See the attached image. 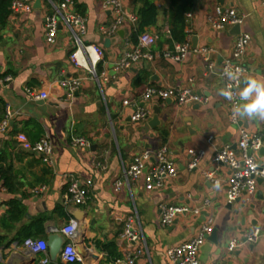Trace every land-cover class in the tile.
Here are the masks:
<instances>
[{
    "label": "crops",
    "instance_id": "0c3cea01",
    "mask_svg": "<svg viewBox=\"0 0 264 264\" xmlns=\"http://www.w3.org/2000/svg\"><path fill=\"white\" fill-rule=\"evenodd\" d=\"M62 1L34 0L30 12L9 14L6 25L0 28V102L5 105L7 119L5 129L0 130V177L7 171L13 187V191H0V237L4 241L0 264H40L43 254L29 255L25 238L48 242L54 231L61 234L70 219L79 224L73 241L82 257L79 264H127L126 254L138 247L143 252L136 264H173L167 249L196 234L208 217L216 229V242L205 238L199 264H264V180H257L253 195L243 192L229 203V169L212 161L224 146L238 151L242 129L258 135L264 148V121L232 119L228 101L219 95L224 87L220 73L224 62L232 58L239 33L233 26L215 30L207 23V15L217 5L233 7L243 17L241 31L251 36L244 57L248 69L242 78L244 87L246 77L264 78V0H194L185 29L190 50L181 62L164 54L174 47L167 33L170 0H153L156 23L145 30L156 38L150 48L153 59H141L120 70L115 68L117 61L136 46L139 34L133 36L136 25L128 16L135 15L140 3L121 0L124 19L116 34L108 36L100 28L108 27L115 15L103 9V0H72L73 12L84 19L81 40L103 50L102 70L95 78L71 62L76 39L65 24L60 23L55 43L45 41V18ZM194 38L196 48L213 49L211 70L204 56L192 48ZM63 78L82 79L73 95L68 96L58 85ZM147 86L188 87L205 101L177 107L172 99L153 97L146 103L152 109L149 119L135 122L131 119L135 105L130 103L138 101ZM27 89L44 91L47 97L33 98ZM125 100L130 103L124 104ZM155 107L159 109V124L152 128L148 122ZM19 133L32 142L47 137L52 145L50 162L22 149L16 140ZM75 137L88 139L89 146L73 145ZM162 145H167L168 156L177 167L176 177L165 178L154 190H146L143 177L136 181L126 178L125 170L135 155ZM189 149L204 151L194 169L188 167ZM255 157L264 166V154L258 151ZM205 171L213 173L219 187L205 178ZM74 180H91L83 204H76L68 191ZM118 182L121 185L116 189ZM14 198L24 209L19 220L10 221L6 215ZM206 200L209 204L198 217L187 214L170 226L161 225V206L194 208ZM128 216L134 217L139 235L136 242L122 236ZM253 230L257 231L256 240L243 242ZM231 239L239 241L233 254L227 248ZM105 245H110V254ZM57 264L73 263L58 257Z\"/></svg>",
    "mask_w": 264,
    "mask_h": 264
},
{
    "label": "built area",
    "instance_id": "2783aa9c",
    "mask_svg": "<svg viewBox=\"0 0 264 264\" xmlns=\"http://www.w3.org/2000/svg\"><path fill=\"white\" fill-rule=\"evenodd\" d=\"M34 0H12L10 5V15L14 16L24 12H30ZM73 1L63 0L60 5L51 14L45 18V41L48 44H53L56 41L60 23L65 24L72 31L76 46L70 53V59L73 65L80 71L88 73L92 78L97 77V65L102 60L103 50L99 45L85 44L80 38V34L85 33V24L82 16L76 14L72 10ZM103 9H109L114 13V21L108 27H101L100 31L108 36L115 35L122 23L125 12L121 0H103L101 3ZM191 16V13H186V19ZM128 18L135 25L137 21L136 15H129ZM243 22V17L233 7H224L217 5L212 12L207 15V23L215 30H224L227 27L240 25ZM169 34V31H167ZM156 38L147 32H142L137 37L136 46L124 52L123 56L117 61L116 70L128 69L132 64L141 59L151 60L153 55L150 48L155 44ZM251 42V36L247 32H240L232 51V58L225 61L222 65L220 75L223 78L224 87L230 86L233 91V99L227 100L233 112V106L239 104V90L242 87V78L248 72L244 64V57L247 53ZM190 50L189 42L186 40L181 44H174L170 51H166L165 56L174 62H181L185 59ZM195 52L204 56L207 61V68H213V61L210 59L212 48L200 47L195 48ZM225 68L232 71L240 69L237 73L240 81H231L224 75ZM82 82L81 78L60 79L58 85L63 87L68 96L73 95ZM223 87V88H224ZM27 93L37 99H45L47 93L44 91H35L27 89ZM156 97L161 100L172 99L177 107H181L187 103H201L205 98L195 93L191 88H157L147 86L141 93L138 101L130 103L125 100L124 104H134L135 110L131 115V119L135 122L145 121L152 114V109L146 107V103L151 98ZM233 119V116L231 114ZM236 120V119H233ZM7 125V119L0 124V130H4ZM212 137H209L211 140ZM16 140L20 147L24 150H30L39 155L44 162H50L52 152L51 141L47 137H42L36 142H32L24 133L16 135ZM75 146H89V140L83 137H75L73 139ZM262 145L261 138L256 134H250L246 130H241L240 139L237 143L238 151L233 150L230 146H224L219 149L213 156L212 161L224 164L229 169V177L227 181L226 198L229 203L233 202L241 193L253 195L257 189V180H264V166H261L255 153L259 151ZM169 149L167 145H162L154 151L144 150L138 155H135L125 170V176L130 181H136L143 177L146 190H154L163 185L165 178H174L177 176V167L168 156ZM188 153L191 157L189 169H194L198 166L199 161L204 155L202 150L189 149ZM207 180L217 185L219 180L213 176L211 172H204ZM91 185V180L84 183L79 180H74L70 183L68 191L76 204H83L88 195V186ZM121 183L118 182L116 189H119ZM5 187L0 181V191H5ZM1 203V202H0ZM209 202L206 200L202 205L190 208L183 204H169L161 206L160 223L162 226H170L180 216L192 214L196 217L202 214ZM79 230V224L76 220L70 219L61 229V234L65 237V245L59 255L61 261L65 263L82 262V257L77 252L73 241L75 240ZM212 231V218H205L204 222L199 227L196 234L188 240L179 244L170 246L167 249V256L173 264H199V251L205 238ZM122 236L131 242L139 240V235L134 227V217L128 216L124 222ZM257 238V231L253 230L250 234L245 235L246 241L253 242ZM29 255L42 253L40 264H48L50 259L45 241L36 242L32 239L24 241ZM239 245L237 239H231L228 242V250L234 251ZM141 247L129 252L125 256L127 264H136V258L142 254Z\"/></svg>",
    "mask_w": 264,
    "mask_h": 264
},
{
    "label": "trees",
    "instance_id": "16d2710c",
    "mask_svg": "<svg viewBox=\"0 0 264 264\" xmlns=\"http://www.w3.org/2000/svg\"><path fill=\"white\" fill-rule=\"evenodd\" d=\"M12 0H0V28L4 27L7 23V19L10 14V5ZM135 2L140 3V6L136 9L135 15L137 16L136 29L133 33L135 37L137 34L145 32L146 28L154 25L156 23L157 17V6L153 0H135ZM194 0H170L169 5V39L168 41L173 44H181L186 41V13L189 12L193 5ZM137 43V40L135 39ZM102 63L99 62L97 65V72L102 70ZM1 103V102H0ZM0 110V122L5 119V105L1 103ZM0 181L3 186L9 191H13L11 176L5 171L1 177ZM22 203L14 198L9 201V208L7 211L6 219L10 221L19 220L23 214ZM30 239V238H28ZM25 240H27L25 238ZM33 240V239H32ZM4 244V241L0 237V246ZM110 245H105L104 249L110 254ZM73 264H79L78 262H73Z\"/></svg>",
    "mask_w": 264,
    "mask_h": 264
},
{
    "label": "clouds",
    "instance_id": "9594fccd",
    "mask_svg": "<svg viewBox=\"0 0 264 264\" xmlns=\"http://www.w3.org/2000/svg\"><path fill=\"white\" fill-rule=\"evenodd\" d=\"M240 72V69L232 71L225 68L224 75L231 81H240L237 74ZM219 95L229 101L233 99V91L230 86L220 89ZM238 95L242 103L233 106V119L247 118L264 121V78L246 77L244 87L239 90ZM217 187H219V183H217Z\"/></svg>",
    "mask_w": 264,
    "mask_h": 264
},
{
    "label": "water",
    "instance_id": "95a60500",
    "mask_svg": "<svg viewBox=\"0 0 264 264\" xmlns=\"http://www.w3.org/2000/svg\"><path fill=\"white\" fill-rule=\"evenodd\" d=\"M235 33L241 32V26L240 25H234L232 27ZM196 38L193 39L192 48H196ZM159 109L157 107L154 108V113L149 120V125L153 128L156 125L159 124ZM260 154H264V148H261ZM254 226L256 225V221H253L252 223ZM208 238L214 240L216 242V229H212L211 234L207 236ZM246 239H243V242H245ZM47 248L49 249V256L50 261L48 264H57L58 257L65 245V237L61 234H59L57 231H54L49 237L48 242H46ZM230 254H233L231 251ZM237 254V253H236Z\"/></svg>",
    "mask_w": 264,
    "mask_h": 264
}]
</instances>
